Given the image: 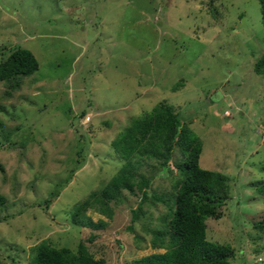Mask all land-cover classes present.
I'll list each match as a JSON object with an SVG mask.
<instances>
[{
	"label": "rangeland",
	"instance_id": "374dc122",
	"mask_svg": "<svg viewBox=\"0 0 264 264\" xmlns=\"http://www.w3.org/2000/svg\"><path fill=\"white\" fill-rule=\"evenodd\" d=\"M17 46L39 69L9 97L0 84V264H28L42 240L73 251L83 241L106 264L164 252L150 232L165 208L144 203L130 230L139 199L126 192L111 218L87 210L101 229L70 220L122 166L111 142L159 103L201 140L200 167L228 180L223 217L208 222L207 238L234 250L230 264H264V234L252 225L264 215L255 191L264 163L258 0H0V52ZM140 171L155 176L150 192L161 195L177 177L150 161Z\"/></svg>",
	"mask_w": 264,
	"mask_h": 264
},
{
	"label": "trees",
	"instance_id": "16d2710c",
	"mask_svg": "<svg viewBox=\"0 0 264 264\" xmlns=\"http://www.w3.org/2000/svg\"><path fill=\"white\" fill-rule=\"evenodd\" d=\"M258 2L264 28V0ZM0 55V84L7 88L4 94L9 97L20 90L25 77L38 71L39 63L31 51L18 46L10 49L7 55L1 52ZM253 71L264 77V54L254 63ZM189 125L166 103H159L132 119L111 142V148L122 161V166L101 189L91 192L72 207V224L101 229L104 222L95 223L86 214L87 210L95 209L111 218V203L119 201L126 192L139 199L138 206L131 211L130 230L143 215L144 203L151 201V205L158 203L165 208L164 214L156 219V229L150 232L152 247L164 252L133 260L129 264H230L236 256L234 250L207 238L208 222L223 217L221 209L229 199V183L224 175L200 167L202 142ZM0 130L3 131L1 121ZM175 152L180 154L176 160L173 159ZM149 161L155 162L159 171L166 170L168 175L176 169L177 177L171 180L168 193L150 192L155 176H147L140 171L143 162L147 164ZM262 171V179L255 183V191L264 197V163ZM53 196L54 193L44 201L46 207ZM6 202V197L0 192V206ZM252 225L255 231L264 234V215L254 220ZM94 238L95 235L91 234L88 241ZM28 264H106V261L102 258L95 260L83 241L73 251L56 248L48 240H42L32 247Z\"/></svg>",
	"mask_w": 264,
	"mask_h": 264
}]
</instances>
